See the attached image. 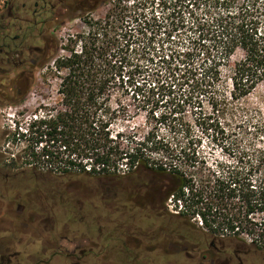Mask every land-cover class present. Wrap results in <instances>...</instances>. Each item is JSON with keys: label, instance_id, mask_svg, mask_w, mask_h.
I'll use <instances>...</instances> for the list:
<instances>
[{"label": "rangeland", "instance_id": "obj_1", "mask_svg": "<svg viewBox=\"0 0 264 264\" xmlns=\"http://www.w3.org/2000/svg\"><path fill=\"white\" fill-rule=\"evenodd\" d=\"M165 1L166 6L163 9L155 6L157 1L152 4V0H101L92 10H78V5L71 0H63L62 3L48 0L47 6L43 7L40 0H0V35L6 34L8 37L6 46L16 36L23 35L24 38L19 48L11 47V51L6 48V67L1 70L5 72L0 73V151L6 153L7 179L38 180L47 185L59 186V190L72 187L75 196L81 198L94 196L96 190L93 186L103 184L118 187L147 184L146 192L139 191L137 195L148 194L152 197L156 196V189L165 187L168 191L172 188L173 182L163 176L146 171L141 174H127L124 167L116 178L64 177L50 173V166L39 158L42 153L41 145L44 144H38L40 137L39 133H35L37 126L32 133L28 132L33 123L44 117L47 120L54 119L58 112L65 109L58 94L59 74L53 65L54 58L51 57L67 56L69 53L63 48L67 46L70 38L79 36L78 41H87L89 29L85 22L95 23L102 20L112 6V29H107L109 32L101 31V36L96 37L98 42L95 47L106 46L107 42L113 41L116 34L124 37L123 40L128 46L118 48V53L111 59L109 67L115 75L104 95L108 109L114 116L110 125V138L126 147L130 139L142 142L144 138L155 137V141L172 145L178 152L182 149L186 154L190 152V157L195 152L198 162L194 168L188 169L195 179L194 193H201L206 186L201 180L208 175V169H214L217 162L231 160L229 153L222 151L221 143H230L236 137L230 136L222 142H214L210 131L204 130V125L210 119L233 126L230 114L219 116L212 108L209 90L195 88L190 82L193 68L198 67L203 59V55L195 51L199 46L195 40V31L190 27L192 19L196 14L197 18L200 17L202 9L195 8L194 17H189L191 6L188 10L185 7L192 0H175L173 3ZM35 3H39L37 17L32 15ZM166 7L174 10L175 18L184 24H179L170 34H163L165 27L158 28L160 23L162 26L167 24L163 22L169 12ZM146 19L149 21L147 29H138L137 25ZM25 21H29L32 26ZM26 27H32V31L24 32ZM91 38L94 39V36ZM45 41H56L58 47L51 46V51L46 54L43 43ZM79 46L80 42L75 49L79 50ZM44 59L50 60L43 68H39L38 65ZM239 59L240 54H237L231 62ZM14 72L33 76L26 93L19 89L18 85L22 84L20 77L16 85L10 82ZM236 108V115L241 114L240 110L258 109L264 121V83L248 97L238 101ZM117 133L122 135L121 138H115ZM32 154L38 159L35 160ZM126 194L128 193H124ZM164 201L165 211L171 216L170 228L181 230L190 243L205 236L208 237L206 247L214 239L223 238L230 247L241 246V241H249L246 236L230 238L228 233H221L224 236L218 238L210 235L198 216L191 211H185L184 203L175 201L172 196ZM201 203L205 205L206 201ZM157 213L158 211L152 212L154 221L157 220ZM66 217L76 221L80 218L77 211L74 214L71 211L56 212L57 219ZM255 219L258 223L261 222V216H255ZM156 224H159L158 221ZM249 249L257 250L253 247ZM257 252L264 254L263 251ZM114 258L120 260L116 255Z\"/></svg>", "mask_w": 264, "mask_h": 264}, {"label": "trees", "instance_id": "obj_2", "mask_svg": "<svg viewBox=\"0 0 264 264\" xmlns=\"http://www.w3.org/2000/svg\"><path fill=\"white\" fill-rule=\"evenodd\" d=\"M155 1L157 8L166 6L165 0H152V4ZM190 6L189 17H194L195 8L202 9L190 27L199 46L195 51L203 55L200 65L193 68L190 82L195 88L209 90L214 111L222 117L229 113L233 123L229 126L210 119L204 130L210 131L214 142L236 137L230 143H221L222 151L228 152L231 160L217 162L214 169H208V175L201 180L206 184L201 193H194L195 179L188 172L198 162L195 152L190 157V152L186 154L183 149L178 152L172 145L155 141V137L144 138L142 142L130 139L126 147L110 138L114 116L104 95L115 75L109 67L118 48L128 45L119 34L104 47L96 48L95 43L101 31L112 29L113 6L102 20L85 22L89 29L87 41H78L79 36L70 38L63 48L69 54L51 57L59 74L58 94L65 109L54 119L44 117L33 123L28 132L37 126L38 144H44L39 158L50 166V173L64 177L116 178L124 167L127 174L146 171L163 176L173 182L166 198L172 196L184 203L185 211L198 216L210 235L246 236L249 241H241V246L264 252V121L255 108L240 110L241 114L236 115L238 101L264 83V0H192L185 8L188 10ZM175 13L169 10L163 19L167 24H159V29L165 27L163 34H170L179 24L184 26ZM145 21L137 25L138 29H147L149 21ZM10 41L11 51V47L19 48L24 38L16 36ZM78 42L80 46L76 50ZM43 43L46 54L51 46L58 47L56 41ZM237 54L240 59L231 62ZM49 60L44 59L38 67L43 68ZM25 75L14 72L10 81L16 85L20 77L22 84L18 86L23 93L28 91L33 79ZM121 136L117 133L115 138ZM31 156L38 159L34 154ZM203 200L205 205L201 203ZM255 216H261V222ZM222 241L226 242L223 238Z\"/></svg>", "mask_w": 264, "mask_h": 264}, {"label": "flooded vegetation", "instance_id": "obj_3", "mask_svg": "<svg viewBox=\"0 0 264 264\" xmlns=\"http://www.w3.org/2000/svg\"><path fill=\"white\" fill-rule=\"evenodd\" d=\"M100 1L71 2L78 10H92ZM40 3L47 6L48 0ZM38 7L35 3L33 17ZM7 39L0 35V73L5 72ZM93 188L94 196L81 198L72 187L59 190L38 180L7 179L6 153L1 150L0 264H264V254L257 250L230 247L222 239L206 247L208 237L190 243L181 230L171 229L165 187L156 189L154 197L137 195L146 192L147 184ZM58 211H77L80 218L59 220Z\"/></svg>", "mask_w": 264, "mask_h": 264}]
</instances>
